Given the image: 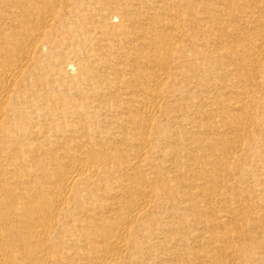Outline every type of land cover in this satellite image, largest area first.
<instances>
[{
	"label": "bare ground",
	"instance_id": "bare-ground-1",
	"mask_svg": "<svg viewBox=\"0 0 264 264\" xmlns=\"http://www.w3.org/2000/svg\"><path fill=\"white\" fill-rule=\"evenodd\" d=\"M0 264H264V0H0Z\"/></svg>",
	"mask_w": 264,
	"mask_h": 264
}]
</instances>
